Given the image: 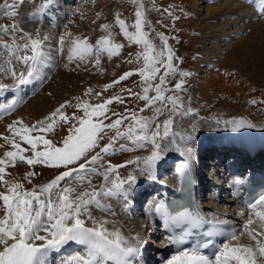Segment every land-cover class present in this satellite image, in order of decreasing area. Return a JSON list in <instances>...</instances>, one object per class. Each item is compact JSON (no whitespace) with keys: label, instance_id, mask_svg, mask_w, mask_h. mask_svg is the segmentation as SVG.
<instances>
[{"label":"snow or ice","instance_id":"snow-or-ice-1","mask_svg":"<svg viewBox=\"0 0 264 264\" xmlns=\"http://www.w3.org/2000/svg\"><path fill=\"white\" fill-rule=\"evenodd\" d=\"M26 2L35 4L36 0H4L0 3V15L13 21L10 24H0V50L3 57L0 59V75L14 81L11 85L0 81V92L17 91L20 86L41 79V69L46 60L44 47L47 38H41L38 32L34 35L24 31L15 19L20 7ZM52 2L53 0H41L32 15L42 13ZM131 3L136 5L135 23L127 25L119 14L116 15V23L129 41L143 46L144 51L139 54L144 60V67L139 70L140 76L147 83L150 79H156L160 66L165 69L163 75L159 76V83L148 84L141 97L146 102L145 107L159 105L154 108L155 115L143 117L132 111L125 116L113 112L112 115L118 118L111 120L106 115V105L113 103V100L123 103L119 96H115L102 104H77V108L83 109L82 116H76L75 113L67 116L63 111L66 105L61 104L44 120H39L34 125H24L22 120L14 122L21 125L19 129L9 125L14 136H5L3 139L14 150L6 151L4 157L0 158V212L3 213L0 215V264H48L51 253L60 252L70 243L84 246L86 252V256L73 258L70 264H138L137 257L140 256L142 246L139 235L127 237L119 228L110 230L107 225L114 222L98 219L93 216L92 211L98 209L115 215L105 200L122 198L127 201L137 182V175L129 173L121 176L118 169L133 164L139 174H147L149 179H155L154 168L165 154L163 142L174 135L173 116L186 115L188 110L180 112L183 101L175 94L176 91L183 90L184 80L175 83L171 90L166 87L167 77H175L177 74L173 64L174 53L167 44V38L163 33H157L163 42L157 49L149 34L144 31L150 22L143 0H131ZM260 11L264 13V0ZM129 27L134 31L130 32ZM101 29L108 32V35L102 36L95 44L90 43L87 37H72L71 33L66 32L59 40L60 51L63 52L66 39L71 38L68 55L70 61L94 56L95 63L99 65L100 53L106 52L111 56L118 54L123 48L122 44L115 43L110 31L111 25L103 24ZM4 36L10 39L5 40ZM17 65H22L23 68L18 69ZM179 74L182 77L191 75L185 71ZM131 75L132 72H127L119 81ZM119 81H114L113 84ZM109 87L112 85L105 86L106 89ZM153 90L155 95H148ZM169 91L173 94L167 95ZM91 92L92 89H89L86 95ZM16 104L17 101L13 100L10 105L0 106V111H11ZM165 109L168 110V118L157 122ZM140 111L143 112L144 109ZM94 117L97 119L94 120ZM100 117L103 119H99ZM104 120H110V123L105 124ZM125 120L129 124L122 128ZM58 121L68 125V134L56 142L45 138L43 134L53 132ZM245 124V121H240L237 126ZM33 132L39 134L32 135ZM15 136H19L30 148H22ZM148 146L151 147L150 155L137 156L124 164H112L105 159L116 155L117 151H136ZM4 147V144H0V148ZM28 151L32 155L22 154ZM191 154L192 149H186L182 153L185 158L177 167L185 195L171 203L155 201L152 208L169 233L162 241L164 245L182 246L193 229L202 228L208 223L191 197ZM17 160L60 171L48 183L26 188L23 182L6 179V176L11 175L6 167H15ZM35 175V172L30 171L26 173V178ZM93 177H100L101 182L94 184ZM28 183H32L31 179H28ZM239 215L243 217L239 230L233 229L226 233L209 230L205 233L208 237H225L211 256L204 255L200 250L207 247V244H198L191 248H181L164 264H264V192L253 196L246 203V210ZM88 222L92 226H88ZM177 229L180 230L179 234Z\"/></svg>","mask_w":264,"mask_h":264},{"label":"rangeland","instance_id":"rangeland-1","mask_svg":"<svg viewBox=\"0 0 264 264\" xmlns=\"http://www.w3.org/2000/svg\"><path fill=\"white\" fill-rule=\"evenodd\" d=\"M38 1L41 2V0H36L35 4L26 2L22 5L15 19L24 31L34 35L38 32L39 36L44 38L50 26L38 20L29 21V14L36 9ZM73 1H75V4H72L64 29L55 42L46 44L48 41L45 40V47L50 45L49 53H53L52 56L56 59L57 71L62 69V72H72L73 75H79V77L88 74L87 78L80 80V83L84 84L81 85L83 87L78 85V88L73 90L70 84L63 85L61 81L52 80L53 77L49 79L51 86L58 88L61 94L65 95L64 100L58 101L66 105L63 109L65 114L71 116L75 113L76 116H82L83 109L77 108V104L83 102L91 105L102 104L109 98L119 96L123 103L113 100V103L106 105V115L111 117V120L118 118L112 115L113 112L127 116L134 111L139 116L153 117L155 115L154 108L159 105L145 107L146 102L141 97L144 95V88L148 84L155 85L159 83V76L163 75L165 69L160 66V72L157 74L156 79H150L146 83L139 74V70L144 67L143 56L139 55L144 51L143 46L129 41L116 23V15L119 14L120 19H123L127 25H133L136 21V5L131 3V0ZM210 1L143 0L147 19L150 22L145 26L144 31L149 34L150 40L156 45L157 49L163 43L157 33H163L167 38V44L174 53L173 64L177 69V74L175 77L171 75L167 77L166 87L171 90L174 88L175 83L181 79L184 80L183 90H178L175 94L183 101V108L180 109V112L188 111L186 115H174L173 119L176 117H179L182 121L184 119H196L195 126L197 127L203 124L209 127L212 123L214 127V122H217L215 117L218 114L224 112L230 114L232 111H240L251 118L250 120L255 124L264 126V72L262 73L257 66L245 59L235 46L230 45L232 47L227 48L222 46L218 48L219 50H214L211 49V44H208L213 42L212 40L206 39L205 42L201 39L203 35L210 31L211 20L204 19L208 6L212 4V1ZM3 2L4 0H0V3ZM97 14H99V17ZM12 22L9 18L0 15V24H10ZM103 24L111 25L110 31L113 34L115 43L123 45L118 54L110 56L106 52L100 53L99 65L95 63L94 56H88L84 60L74 59L70 61L68 55L71 38L66 39L63 52L60 51L59 40L66 32L71 33L72 37H87L90 43L95 44L102 36L108 35V32L101 29ZM129 31H134V29L129 27ZM3 39L8 40L10 37L4 36ZM215 45H217V42H215ZM47 56H49L48 53ZM130 60L131 63L128 62ZM17 68L22 69L23 66L17 65ZM181 71L188 72L191 75L182 77L179 74ZM127 72H132L133 75L119 81V78ZM114 81H119V83L113 84ZM48 84L43 85V90L48 91ZM106 85H112V87L106 89ZM89 89H92V92L86 95ZM133 93L137 95H133ZM166 94L171 95L173 93L169 91ZM148 95H155L154 90L150 91ZM141 109H144V111L141 112ZM168 115V110L165 109L157 122L167 119ZM93 119L97 118L94 117ZM99 119L103 118L100 117ZM73 122L69 121V123ZM104 123H110V120H104ZM128 124L129 121L125 120L122 128ZM67 128V124L58 121L53 132L44 133L43 135H45V138L53 139L56 142L68 134ZM209 128L213 129L212 127ZM38 134L36 132L32 133V135ZM104 142L106 141H102V143ZM120 142L127 143L126 141ZM18 143L24 145V148H30V146L26 147L25 142L22 140ZM144 153L150 154L151 147L148 146L144 149L129 152L117 151L116 155L105 159L110 160L112 164H124L126 161L135 159V157ZM22 154L25 156L32 155L30 151ZM16 166L20 169L19 174L21 173L18 181L23 182L26 188L50 181L60 171L40 164L28 165L20 160L15 161V167L7 166L6 171L16 173ZM135 167V165L129 164L125 168L118 169V171L121 176H127L129 173H134ZM30 171L35 172L37 175L26 178V173ZM28 179H31V184L28 183ZM139 220L142 219L139 218Z\"/></svg>","mask_w":264,"mask_h":264},{"label":"bare ground","instance_id":"bare-ground-1","mask_svg":"<svg viewBox=\"0 0 264 264\" xmlns=\"http://www.w3.org/2000/svg\"><path fill=\"white\" fill-rule=\"evenodd\" d=\"M209 1V0H208ZM212 4L208 6L206 11V16L204 19L211 20L210 31L202 36V40L210 39L213 42L211 44V49H218L220 47H234L237 48L241 55L252 62L253 65L257 66L261 72H264V19L259 18L260 6L251 5L244 2L243 0H211ZM210 1V2H211ZM38 5L41 2H37ZM71 9V0H53L52 4L45 9L42 13L38 15H32L36 12V9L29 14V21H41L44 24L46 23L49 27L47 29L46 44L54 43L58 35L64 29L65 22L67 21V14ZM68 12V13H67ZM264 15V13H263ZM28 19V16H27ZM47 28V27H46ZM234 40V41H233ZM217 42V45H215ZM223 42V43H222ZM232 45V46H230ZM49 47H44V51L48 53L46 55L45 63L41 69V79L33 82L29 85H22L17 91H4L0 92V105L6 106L10 105L13 100L17 101V104L14 109L11 111H0V144H4V148H0V158L4 157L6 151L14 150L10 144H7L3 137H13L14 133L9 129V125H13L15 129L20 128V124L14 122L21 121L24 125H34L39 120H44L46 116H49L51 112L55 110L64 100L63 94H61L58 88H55L49 83V78L53 77L52 80L61 81L63 85L70 84V87L78 88L83 87L80 83V80L87 78V75L84 76L73 75L72 72H62L61 70L57 71V67L53 63L55 59L51 57L49 53ZM52 47V46H51ZM223 48V49H224ZM47 49V51H46ZM219 50V49H218ZM221 51V50H220ZM2 50H0V59H2ZM0 81L13 84L14 81L10 77L0 75ZM85 82V81H83ZM49 83V84H48ZM48 84V91H45L41 88L42 85ZM86 84V83H85ZM217 122L210 124L209 128L207 125L195 126L194 120L184 119L183 121L176 117L174 118V125L172 128V133L168 140L163 142L165 147L164 158L159 161L154 168V176L161 174L166 169V159L168 157L167 152L181 153L186 152V149L191 148L194 151L198 148L199 145L208 143L210 138L213 137H228L232 136L233 133L237 131H244L255 137V139L263 141L264 139V126H260L252 122L244 112H235L232 111L230 114L221 113L216 117ZM245 121V126H237L238 122ZM213 122V121H211ZM236 122V123H233ZM251 125V126H247ZM200 131V132H198ZM205 134L206 136H204ZM17 142L20 141L19 136L14 137ZM248 139V138H246ZM245 139V140H246ZM150 155L142 154L140 157H146ZM179 160V159H178ZM17 164V163H16ZM16 173H11L10 176H6V179H15L18 180L20 177L19 167L16 166ZM137 175V182L133 186L128 196L127 201L122 198H112L105 200V203L111 206V211L115 213L112 215L109 212H102L98 209H93L92 214L98 219H107L113 221L114 223H109L107 227L112 230L113 228H119L123 234L127 237H133L139 235L141 241H146L151 238L153 231H151V226L154 225V219L152 214L148 213V207L143 211L145 213L147 221L139 220L137 215L131 212V207L133 202H137L140 198V193L143 190H140V187L143 186V183L149 182L147 174H139L134 169V173ZM164 179V178H163ZM162 179V180H163ZM101 182L100 177H93V183L99 184ZM45 182L36 185H43ZM32 186V187H33ZM2 204V201H0ZM130 213L133 214V216ZM3 213L0 212V215ZM149 223V235L146 232L148 227L146 226ZM152 224H151V223ZM88 226H92L91 222H88ZM157 233L154 231V235ZM149 242V241H148ZM143 243V242H142ZM153 243V242H149ZM75 245H78L75 243ZM143 245L141 246V248ZM66 248L68 245L63 248L60 252H53L49 256L48 264H70L71 258L69 251L66 253ZM74 247L73 249H75ZM66 251V252H65ZM74 254H78V250H74ZM51 259L52 262H51ZM139 264V259L137 257Z\"/></svg>","mask_w":264,"mask_h":264}]
</instances>
